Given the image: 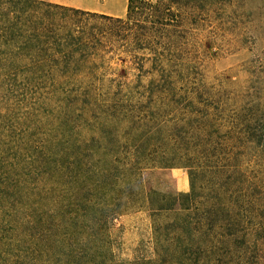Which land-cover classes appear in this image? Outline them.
I'll return each instance as SVG.
<instances>
[{
    "label": "trees",
    "instance_id": "1",
    "mask_svg": "<svg viewBox=\"0 0 264 264\" xmlns=\"http://www.w3.org/2000/svg\"><path fill=\"white\" fill-rule=\"evenodd\" d=\"M178 2L127 0L125 18H115L38 0H0V70L8 76L21 74L26 85L49 92L91 91L96 83L91 70L102 57L105 41L116 38L130 43L136 59L141 50L150 54L155 76L137 93L139 100L149 105L157 98H176L182 72L173 68L180 62V40L186 38L178 30L180 13L172 11ZM186 4L200 6L198 0ZM178 96L190 106L186 108L194 109L193 118L203 121L206 106H195H201L196 93ZM135 101L130 93L112 100L116 105ZM151 111L133 117L130 111L110 108L109 119H89V135L69 138L64 152L59 150L61 140L43 137L35 143L27 129L25 138L19 135L11 145L0 139V264H166L211 253L217 229L227 231V242L238 238L231 235L232 215L239 212V200L232 203V155H226L224 168L214 167L215 182L203 201L198 199L203 188L196 184L202 175L198 167L188 171L187 193L144 188V168H171L184 160L157 153L164 145L159 140L165 141L161 134L166 124ZM244 116L264 132L257 117ZM260 190L242 195L239 203L255 207L257 233L263 231ZM139 211L151 219L155 257L118 261L109 240L112 223Z\"/></svg>",
    "mask_w": 264,
    "mask_h": 264
},
{
    "label": "rangeland",
    "instance_id": "2",
    "mask_svg": "<svg viewBox=\"0 0 264 264\" xmlns=\"http://www.w3.org/2000/svg\"><path fill=\"white\" fill-rule=\"evenodd\" d=\"M38 1L115 18H125L127 4V0ZM187 2L189 0H179L172 8L180 13L178 30L186 37L180 40L177 55L180 62L173 68L182 72L174 92L176 98H157L149 105L144 99L139 100L137 93L143 92V86L155 76L150 54L141 50L136 56L140 59H136L129 42L109 38L102 47L101 59H97L91 70L96 77L91 91L49 92L26 85L21 74L8 76L0 70L3 145L6 139L11 145L17 136L25 138L27 129L35 143L43 137L61 140L59 150L64 152L68 151L69 138L77 141L87 137L89 119L91 123L106 120L107 114H111L110 108L130 111L133 117L148 115L152 110L156 118L166 124L161 134L165 141L159 140L166 148L160 146L157 153L173 154L184 160L179 162L183 164L171 168H144L141 179L146 190L161 194L187 193L190 189L188 171L198 167L202 175L196 184L204 189L203 192L200 188L198 199L203 201L215 182L214 167L224 168L226 155L230 154L234 168L232 203L234 199L240 201L242 195H252L254 188L261 189L257 193L262 194L263 203L264 132L255 130L253 121L249 122L244 115L251 113L253 120L257 117L264 126V0H198L199 9H191ZM185 92L196 93L201 106L197 102L195 106L201 110L206 106L203 121L195 120L194 109L186 108L190 106L178 96ZM126 93L135 94L137 101L130 105L112 102L114 98L125 97ZM155 94L158 95V91L155 90ZM239 201L236 203L239 212L235 210L238 214L232 215L231 220V235H237V239L227 242V231L217 229L211 253L183 262L169 259L166 264H264V207L259 221L263 231L257 233L253 230L258 222L255 207L239 206L243 203ZM109 240L118 261L155 257L151 219L145 211L117 217L110 228Z\"/></svg>",
    "mask_w": 264,
    "mask_h": 264
}]
</instances>
